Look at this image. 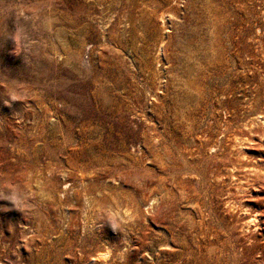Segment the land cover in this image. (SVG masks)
Returning <instances> with one entry per match:
<instances>
[{"label":"rangeland","instance_id":"rangeland-1","mask_svg":"<svg viewBox=\"0 0 264 264\" xmlns=\"http://www.w3.org/2000/svg\"><path fill=\"white\" fill-rule=\"evenodd\" d=\"M0 264H264V0H0Z\"/></svg>","mask_w":264,"mask_h":264},{"label":"bare ground","instance_id":"bare-ground-1","mask_svg":"<svg viewBox=\"0 0 264 264\" xmlns=\"http://www.w3.org/2000/svg\"><path fill=\"white\" fill-rule=\"evenodd\" d=\"M254 221H255V219L252 218V219H251V222H254Z\"/></svg>","mask_w":264,"mask_h":264}]
</instances>
